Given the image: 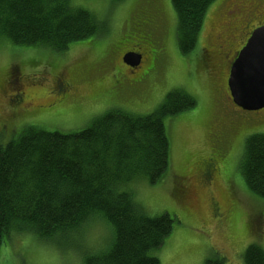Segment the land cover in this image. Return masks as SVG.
<instances>
[{"label":"rangeland","instance_id":"rangeland-1","mask_svg":"<svg viewBox=\"0 0 264 264\" xmlns=\"http://www.w3.org/2000/svg\"><path fill=\"white\" fill-rule=\"evenodd\" d=\"M260 3L264 7V0L214 1L188 55L178 46L172 0H80L78 8L91 14L102 33L63 52L0 38V145L27 128L77 132L108 110L148 115L169 93L182 91L197 104L165 120L166 173L156 184L136 178L127 188L144 214L175 215L171 234L154 252L161 264H205L216 254L225 264H245L243 255L252 243L264 249V199L249 191L239 165L246 139L264 134V109L247 112L233 105L230 69L221 61L213 68L206 51L214 52L219 42L238 49L246 27L264 23ZM140 35L156 45V68L145 83L131 85L136 69L120 63L117 49ZM65 80L71 87L63 98ZM52 100L59 102L48 112L45 106ZM207 160L219 167L209 183L196 177ZM10 241L0 250V264H83L84 253L106 251L114 239L110 225L93 217L64 244L18 233Z\"/></svg>","mask_w":264,"mask_h":264},{"label":"trees","instance_id":"trees-1","mask_svg":"<svg viewBox=\"0 0 264 264\" xmlns=\"http://www.w3.org/2000/svg\"><path fill=\"white\" fill-rule=\"evenodd\" d=\"M214 1L172 0L182 55L196 49ZM100 33L101 25L71 0H0V38L13 45L63 52ZM196 104L173 91L148 115L108 110L77 132L27 128L0 145V250L14 233L64 244L99 217L110 225L114 241L106 251L84 253L83 264H161L154 252L171 234L175 215L144 214L127 186L136 178L161 180L170 165L165 120ZM239 171L249 191L264 199V134L246 139ZM243 256L245 264H264L258 242ZM214 257L205 264H225Z\"/></svg>","mask_w":264,"mask_h":264},{"label":"flooded vegetation","instance_id":"flooded-vegetation-1","mask_svg":"<svg viewBox=\"0 0 264 264\" xmlns=\"http://www.w3.org/2000/svg\"><path fill=\"white\" fill-rule=\"evenodd\" d=\"M262 13L264 14V7L260 3ZM244 8V7H243ZM245 13V11H243ZM264 25V23H260L257 27H252V25L246 27L245 31L242 33V38L240 39L241 46L238 49H235L232 45L229 43H225V45L221 44L220 42L215 46V51L210 52L209 50L206 51V57L208 58L209 62L214 68V63L216 61H221L224 66L228 67V69L231 68L232 63L238 56L241 49L244 47V45L247 43V40L249 39L251 33L258 28L259 26ZM120 63L124 65L125 67H128V69H136L135 73L131 74V85H142L145 83L146 79L150 76L151 71L155 70L156 64H155V53H156V45L154 42H151V40H148L145 36H138L134 42L130 43L127 46H121L117 49ZM132 54L136 60L134 61V66H128L124 63L123 58L126 54ZM139 67V68H138ZM129 71V70H128ZM131 72V71H130ZM20 78L17 79V82L19 83ZM61 79L57 80V89H61ZM17 82H15L17 84ZM64 87L63 90L60 92H63V98L67 95V91L70 90L71 84L68 83L66 80L63 81ZM10 85V89L12 90L11 86L13 84V80H10L8 82ZM19 87H22V83H19ZM228 89V87H227ZM133 91V90H132ZM24 96L21 94V97L19 99L16 98V101L20 102L22 101ZM121 96V95H120ZM231 98V97H230ZM232 101V99H231ZM59 101L54 102L53 100L48 103L45 108L48 112H52V109L55 108V103H58ZM232 104L235 105L232 101ZM236 106V105H235ZM238 107V106H236ZM41 108V107H39ZM239 108V107H238ZM49 109V110H48ZM241 109V108H240ZM243 110V109H242ZM245 111V110H244ZM261 111V110H260ZM257 111V112H260ZM240 112V111H239ZM248 112V111H247ZM219 167L218 163L213 162L211 160L205 161V163H202L201 167L197 169L198 173H196V177L199 180H205L207 183L211 182L216 177V172H218Z\"/></svg>","mask_w":264,"mask_h":264},{"label":"water","instance_id":"water-1","mask_svg":"<svg viewBox=\"0 0 264 264\" xmlns=\"http://www.w3.org/2000/svg\"><path fill=\"white\" fill-rule=\"evenodd\" d=\"M135 60L130 53L123 58L128 66L135 65ZM227 85L239 108L248 112L264 109V25L252 32L232 63Z\"/></svg>","mask_w":264,"mask_h":264},{"label":"snow or ice","instance_id":"snow-or-ice-1","mask_svg":"<svg viewBox=\"0 0 264 264\" xmlns=\"http://www.w3.org/2000/svg\"><path fill=\"white\" fill-rule=\"evenodd\" d=\"M79 2L80 0H72L73 5L77 7L79 6Z\"/></svg>","mask_w":264,"mask_h":264},{"label":"bare ground","instance_id":"bare-ground-1","mask_svg":"<svg viewBox=\"0 0 264 264\" xmlns=\"http://www.w3.org/2000/svg\"><path fill=\"white\" fill-rule=\"evenodd\" d=\"M261 26H263V25H261ZM259 27H260V26H259ZM256 29H257V28H256ZM251 34H252V33H251ZM250 36H251V35H250ZM249 38H250V37H249ZM247 41H248V40H247ZM245 45H246V44H245ZM245 45H244V46H245ZM243 48H244V47H243ZM243 48H242V49H243ZM242 49H241V50H242ZM236 58H237V57H236ZM234 61H235V60H234ZM228 78H229V77H228ZM227 81H228V80H227ZM229 92H230V91H229ZM230 97H231V95H230ZM232 101H233V100H232Z\"/></svg>","mask_w":264,"mask_h":264}]
</instances>
